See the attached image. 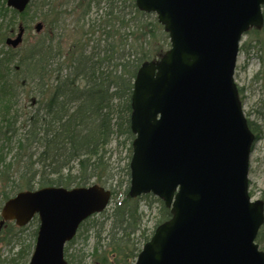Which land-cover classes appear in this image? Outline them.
<instances>
[{"label": "water", "instance_id": "obj_1", "mask_svg": "<svg viewBox=\"0 0 264 264\" xmlns=\"http://www.w3.org/2000/svg\"><path fill=\"white\" fill-rule=\"evenodd\" d=\"M31 0H8L23 12ZM157 14L170 48L138 69L131 97L132 197L152 193L171 209L134 264H264L256 241L264 201L253 200L249 168L256 139L235 81L243 35L264 25V0H136ZM37 33L43 21L35 23ZM23 24L6 44L21 46ZM111 189L49 185L4 201L7 221L40 219L28 264H68L66 244L104 211Z\"/></svg>", "mask_w": 264, "mask_h": 264}, {"label": "trees", "instance_id": "obj_2", "mask_svg": "<svg viewBox=\"0 0 264 264\" xmlns=\"http://www.w3.org/2000/svg\"><path fill=\"white\" fill-rule=\"evenodd\" d=\"M7 1L0 0V138L8 148L14 145L17 155L6 162L0 154V181H9L5 199L22 189L49 185L104 186L112 174L106 154L114 137H124L122 143H129L132 151L131 97L138 69L171 46L169 33L156 13L140 10L136 0H31L23 12ZM73 14L76 23L68 22ZM36 19L43 21L44 30L14 60L11 53L17 50L8 46L4 51L6 39L20 24L29 29ZM250 30L257 34L254 47L264 63L263 29ZM21 90L40 106L26 115L25 132L18 135ZM127 171L131 176L128 164ZM142 196L132 197L127 189L110 214L97 213L106 215L103 225L110 223V241L100 264H134L140 244L171 218V209L158 198L155 228L150 234L141 231ZM261 240L259 232L257 241Z\"/></svg>", "mask_w": 264, "mask_h": 264}, {"label": "rangeland", "instance_id": "obj_3", "mask_svg": "<svg viewBox=\"0 0 264 264\" xmlns=\"http://www.w3.org/2000/svg\"><path fill=\"white\" fill-rule=\"evenodd\" d=\"M71 16L73 17L69 18L68 22L76 23L77 16L74 14ZM38 20L40 19H36L30 23L31 27L26 30L21 46L13 48L17 50V52L11 53L14 60H18L23 46L27 42L34 40L38 34L34 28ZM261 29H263L261 36H264V25ZM68 33L73 37L74 34L71 31ZM256 37L257 34L251 30L242 37L235 70V81L239 89L245 115L252 122L256 130L253 131L256 139L253 143L250 157L249 191L253 200L260 198L264 201V63L259 58L258 51L254 47V38ZM97 38L98 36H95L92 40ZM66 40L70 41L69 38H66ZM3 47L4 51L9 49L7 44ZM0 48H2V44H0ZM24 93L26 92L21 90L18 97L20 106L19 113L21 116V121L17 125L19 127L18 135H22L25 132L22 121L26 119V115H30L40 106L39 103H33V96L28 97ZM123 138L118 139L115 136L108 146L106 154V157L109 158L110 173L112 174L110 177L107 176V181L104 186L118 193V195L113 194L111 202L106 208L109 214L112 212L116 202L119 199L122 200L127 189H130L131 176L128 174L127 164L130 167L133 151L130 152L129 143L126 145L122 143L124 141ZM5 143L6 141L4 142L0 138V154L5 158L6 162L14 161L17 155V149L13 144L12 147L9 146L8 148L7 143ZM17 167H19V164L15 163L14 170ZM74 172H77L76 169ZM5 182L9 186V181L7 180ZM6 183L0 181V219L1 209L6 200L3 193L8 191ZM139 208L144 214L141 231L145 230L147 234H150L159 220L161 202L155 195L148 197L144 195L140 199ZM105 219L106 215L96 214L82 224L75 238L67 243L65 253L70 264H100L99 259L101 258L102 252L108 248L110 241V223L103 225ZM39 225L40 219L38 216H35L30 223L21 227L15 221H7L5 226L0 229V264H28L36 244ZM260 232L263 234V240L257 242L260 244V248L264 250V225ZM140 245L143 247L144 244L141 243ZM96 248H98L97 252L95 251ZM25 249H30V253L27 254Z\"/></svg>", "mask_w": 264, "mask_h": 264}]
</instances>
